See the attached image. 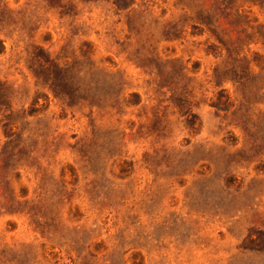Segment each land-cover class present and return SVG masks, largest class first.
I'll return each mask as SVG.
<instances>
[{"label": "rangeland", "instance_id": "374dc122", "mask_svg": "<svg viewBox=\"0 0 264 264\" xmlns=\"http://www.w3.org/2000/svg\"><path fill=\"white\" fill-rule=\"evenodd\" d=\"M0 264H264V0H0Z\"/></svg>", "mask_w": 264, "mask_h": 264}]
</instances>
